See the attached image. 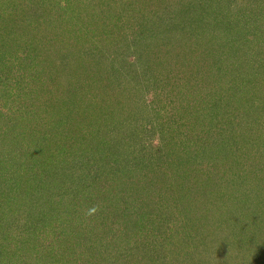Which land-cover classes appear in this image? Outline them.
Masks as SVG:
<instances>
[{
    "label": "rangeland",
    "instance_id": "374dc122",
    "mask_svg": "<svg viewBox=\"0 0 264 264\" xmlns=\"http://www.w3.org/2000/svg\"><path fill=\"white\" fill-rule=\"evenodd\" d=\"M125 1L0 0V258L264 264V0Z\"/></svg>",
    "mask_w": 264,
    "mask_h": 264
},
{
    "label": "trees",
    "instance_id": "16d2710c",
    "mask_svg": "<svg viewBox=\"0 0 264 264\" xmlns=\"http://www.w3.org/2000/svg\"><path fill=\"white\" fill-rule=\"evenodd\" d=\"M123 4H121L122 6H123V9L121 10V12H119L120 13V15H123L124 14V12L126 11V12H128L131 8L132 9H135V7L136 6H138L139 4H137V1H125V2H122ZM169 8V7H168ZM40 11H41V9L40 8H35L34 9V12H32L31 13V17H30V19L28 20V21H30V22H34L35 24L38 22V20L41 18V17H43L42 15H41V13H40ZM155 12L157 13V11L155 10ZM154 12V14H156ZM43 13H47V10H45V12L43 11ZM119 13H118V15H119ZM153 14V15H154ZM151 20V19H150ZM158 20H161V25L160 24H157L156 26H153V25H147V28L150 30V31H154V29H155V27H163L162 26V24H164V22L166 21V19L163 17L162 18V16H160V17H158ZM163 20H164V22H163ZM171 21V20H170ZM170 21H167V23L165 24V26H167V27H170V24H171V22ZM45 22H47V24L46 25H49L50 23H48V22H50V20H47V19H45ZM147 23H149V22H147ZM30 24H32V23H30ZM39 24V23H38ZM33 25V24H32ZM142 27H143V25H142ZM200 28V27H199ZM198 28V29H199ZM201 29H203V31H201V32H209V29L208 28H202L201 27ZM200 33V32H199ZM140 46H142V48L143 47H145V45H140ZM139 46V47H140ZM88 49H87V52H86V54H90L91 56H96L95 55V53H94V51L96 50V48H97V46H88L87 47ZM101 50V49H100ZM221 58V57H220ZM219 58V59H220ZM175 109V111H174V116H175V121L176 122H179V121H181L182 120V118H180V116H179V114H180V112H179V109L176 107V108H174ZM135 113V112H134ZM187 113V115L188 114H190V112H186ZM112 133H113V131H112ZM164 139H165V145H166V149H167V151H168V153L167 152H161L160 151V149H159V147H157V149L156 150H152L151 152H149L148 153V155H146V159H153V158H155L156 159V163H159L161 160H163V159H165V158H167V157H170L172 154H171V152H174V148H172L171 149V146L172 145H179V144H181L180 143V139L178 138V136H177V140L173 137V135H169L168 134V132H165L164 131ZM181 135V134H180ZM139 137H135L134 138V140H135V142L138 140V141H140L139 139H138ZM111 139L113 140V137H112V134H111ZM133 140V141H134ZM113 143H114V140H113ZM108 144H109V142H108ZM103 145V144H102ZM103 147H104V145H103ZM177 157H175V159H176ZM172 164V163H171ZM149 165H153V163H149ZM177 166V165H176ZM24 173H22V174H16L18 177H21L22 178V175H23ZM161 175H163V176H168V174L166 173V172H162V174ZM0 178H2L1 177V175H0ZM5 190H6V188H5ZM5 192V191H4ZM4 194V193H3ZM16 196V195H15ZM2 198H3V195H2ZM11 202H12V200H11ZM26 212H27V210H26ZM35 212H37V211H35ZM4 213H5V216H4ZM31 213L33 214L34 213V211H31ZM47 213L48 214H50V209H47ZM1 214H3V217H1V218H4L5 220H4V224H3V226H2V228H3V231L2 232H5V233H8L9 235H12V236H15V234H17V233H20V232H25L26 231V229L25 228H20V227H18L17 225H16V223L20 220V218H22V216H24L23 218L24 219H26L27 218V214L26 215H24L25 213H24V211H21L20 210V206L19 205H17L16 206V203L13 201V203H10V204H7L6 205V207H4V208H0V215ZM41 214V213H40ZM9 217H8V216ZM42 216H40V218H44V219H46L47 218V215L46 214H41ZM45 215H46V217H45ZM37 217H39V213L36 215ZM39 218V219H40ZM0 224H2V220H0ZM38 229H39V227H37L36 226V224H35V222H33L32 223V226L30 227V229L28 228L27 229V231H28V233H30L29 235L30 236H32L33 238H37V232H38ZM35 246H36V248L37 249H39L40 247H39V243H37V244H35ZM25 249V248H24ZM23 250V249H22ZM24 251H26V253L28 254V250L27 249H25ZM42 253H44V251L42 250L41 251ZM14 255L15 254H13V255H10V254H7V253H5V255H2V257L0 258V264H5V262H7V263H9V264H14V263H16L18 260H14Z\"/></svg>",
    "mask_w": 264,
    "mask_h": 264
}]
</instances>
